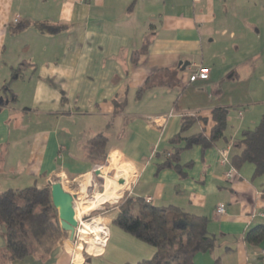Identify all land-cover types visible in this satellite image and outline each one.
I'll return each instance as SVG.
<instances>
[{"label": "crops", "instance_id": "crops-1", "mask_svg": "<svg viewBox=\"0 0 264 264\" xmlns=\"http://www.w3.org/2000/svg\"><path fill=\"white\" fill-rule=\"evenodd\" d=\"M27 2L20 13L13 0H0V193L43 188L49 180L61 181L65 190L80 179L98 193L99 177L126 185L120 204L131 199L136 209L137 200L151 198L149 205L207 218L215 246L196 254L193 264H264V237L256 244L247 241L251 231L264 227V177H254L251 164H231L239 152L232 142L255 128L264 112L249 117L237 109L233 115L222 101L212 100L220 97V85L239 80L241 66L228 57L231 48L263 51L264 0ZM19 25L25 27L17 32ZM183 63H189L184 70ZM17 67L20 75L12 77ZM196 67L209 69V78L193 82L197 95L182 103ZM8 82L10 89L21 82L20 90L11 89L15 103L3 98ZM204 87L206 101L199 94ZM215 108L226 109L225 138L209 148L171 144L179 133L182 139L208 137ZM184 117L194 123L181 132ZM99 135L106 139L108 166L102 170L88 152ZM176 148L178 158L167 165ZM231 168L237 174L228 179ZM221 204L224 214L217 215ZM117 214L118 204L105 216L109 238L99 255L81 254L60 230L66 237L50 252L0 264H137L152 258V247L114 223ZM6 245L0 222V254Z\"/></svg>", "mask_w": 264, "mask_h": 264}, {"label": "trees", "instance_id": "trees-1", "mask_svg": "<svg viewBox=\"0 0 264 264\" xmlns=\"http://www.w3.org/2000/svg\"><path fill=\"white\" fill-rule=\"evenodd\" d=\"M25 26H17L21 31ZM144 51L146 46L143 47ZM22 68V67H21ZM20 67L12 72V77H19ZM148 84L139 90V94ZM4 100L16 102L15 94L10 89V82L2 87ZM226 109L215 108L212 111L214 126L210 135L203 133L182 139L180 133L171 139L172 145L183 142V148L199 145L209 148L219 139L225 138ZM194 123V118L184 117L181 132L187 131ZM106 139L99 135L88 146L89 155L97 165L106 163L104 152ZM238 153L231 158V164L239 168L248 163L253 166L254 177H264V113L258 124L251 130L242 132L239 139L232 142ZM176 148L169 154L171 165L180 154ZM133 206L131 199L118 205V214L114 223L125 233L154 249L149 260L137 264H193L198 253L209 252L215 246V239L207 232L208 220L204 216L190 214L174 206L155 207L137 200ZM0 222L7 234L5 252L0 254L1 263L5 260L21 259L34 251L47 253L51 241L60 228L57 211L51 203L50 187L38 188L36 185L21 189L7 190L0 193ZM67 234V233H66ZM264 237V227H258L247 235V241L258 243Z\"/></svg>", "mask_w": 264, "mask_h": 264}, {"label": "rangeland", "instance_id": "rangeland-1", "mask_svg": "<svg viewBox=\"0 0 264 264\" xmlns=\"http://www.w3.org/2000/svg\"><path fill=\"white\" fill-rule=\"evenodd\" d=\"M23 1V3H22ZM32 1V0H30ZM24 2L28 3L27 0H13L14 6L17 8L19 7L21 13V6L24 7ZM10 46V44H9ZM236 46V45H235ZM241 50L238 52L236 48H231L228 53L229 58H233V63L240 62V74L239 80H232L229 79L218 88L221 91L220 97H216L215 95L212 96V100L216 101L219 99L222 101V104L228 106L229 114L235 115L238 110H242L248 116L253 117L254 115L260 114L264 112V49L261 52L262 47L260 46L259 49L251 50L249 46H240ZM238 47V48H240ZM249 50V53L247 54ZM259 52L260 56L256 59L250 60L254 55H257ZM261 52V53H260ZM247 54V55H246ZM232 80V81H231ZM19 81V80H18ZM190 84V85H189ZM186 84L184 87V91H182V103L189 104L192 102L191 97L195 94L197 95V82L196 83H189ZM21 82H17V84H13L11 89L20 90ZM202 99L205 101L210 98L209 90L207 87H204L201 93H199ZM101 170L108 166V163H104L102 165ZM115 171L108 172L109 177H114ZM96 185L100 192H95L92 189L88 188L83 194L81 193V187L86 182L87 179H80L79 181L74 182L73 184H67L65 187V191L73 196H75L76 203L75 205H79V203H83L88 201L90 198L96 196L97 194H101L103 192V181L102 178L95 177ZM121 180V179H119ZM118 180V181H119ZM117 181V183H118ZM56 182V181H54ZM109 183V182H108ZM111 184V183H110ZM114 186H119L116 184H112ZM121 200H116L114 202H107L97 209L89 212L85 219L84 216L80 218V221L85 222V220H92L96 218H104L103 220L106 223L105 216L108 215V211L110 207L115 205H119ZM117 202V203H115ZM58 220V218H57ZM59 222V221H58ZM65 234H55L53 240L51 241V247L48 252L52 250V247L59 243L63 238H65ZM74 245V243H73ZM39 253H43L41 250H38ZM90 253V252H89Z\"/></svg>", "mask_w": 264, "mask_h": 264}, {"label": "built area", "instance_id": "built-area-1", "mask_svg": "<svg viewBox=\"0 0 264 264\" xmlns=\"http://www.w3.org/2000/svg\"><path fill=\"white\" fill-rule=\"evenodd\" d=\"M193 2H198V0H193ZM18 21V17L15 18L14 22L16 23ZM209 78V69L207 68H203V67H196L189 75L188 77V81L190 83H193L195 81H206ZM220 155L222 158V162L226 163L227 159V150H221L220 151ZM237 174L236 169L235 168H231L229 170V172L226 173V178L230 179L233 178L235 175ZM61 183V181H59ZM63 183L67 182L66 179H63L62 181ZM54 183V181L49 180V184ZM62 184V183H61ZM76 199L74 200V210H75V202ZM145 202L147 204L152 202L151 198H146ZM225 211V207L224 205H219L218 207H216L215 209V213L217 215H222L224 214ZM90 216V215H88ZM88 216H84L83 219H85ZM76 219V218H75ZM104 218H96V219H92V220H85V222H82L79 220L77 221V227L75 229V234H74V238H73V243L74 246L76 248L80 247L81 250V254H85L87 256H96L101 254L108 238H109V231H108V227L107 224L105 223V221L103 220ZM89 223V224H95L97 225L96 227H98V229H94L92 231H95L93 233L90 234L89 238H85L83 232L85 230V225ZM97 235V236H96ZM89 246H91L92 248L89 249ZM90 251H89V250ZM90 252V253H89Z\"/></svg>", "mask_w": 264, "mask_h": 264}, {"label": "water", "instance_id": "water-1", "mask_svg": "<svg viewBox=\"0 0 264 264\" xmlns=\"http://www.w3.org/2000/svg\"><path fill=\"white\" fill-rule=\"evenodd\" d=\"M182 63H180L181 65ZM189 63H183L182 70L188 66ZM96 175H99V171H96ZM119 184H123V181H119ZM51 203L54 209L57 211V218L60 228L69 233V239L73 240L75 229L77 227V221L75 219L74 200L75 196L67 193L62 184L56 181L49 185Z\"/></svg>", "mask_w": 264, "mask_h": 264}, {"label": "bare ground", "instance_id": "bare-ground-1", "mask_svg": "<svg viewBox=\"0 0 264 264\" xmlns=\"http://www.w3.org/2000/svg\"><path fill=\"white\" fill-rule=\"evenodd\" d=\"M100 173H101V170L99 171V174ZM89 185H90L89 181L86 180V182L81 187V193L82 194L87 190ZM126 188H127L126 185L125 186H120V185L114 186L108 182H103V192L101 194H97L96 196L90 198L88 201L83 202L81 204L79 203L78 206L77 205L75 206V218H76V220H79L81 217L86 216L89 212L97 209L99 206H101L107 202L110 203V202H114V201L118 200L121 197V195H123L122 192ZM96 226L97 225H95V224L87 223L85 225V230L83 232V234L85 235L84 237L89 238L90 234L95 232L92 230L98 229V227H96ZM78 248H80V247H78ZM91 248L92 247L89 246V249H91ZM79 250H81V248Z\"/></svg>", "mask_w": 264, "mask_h": 264}]
</instances>
